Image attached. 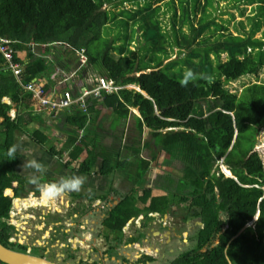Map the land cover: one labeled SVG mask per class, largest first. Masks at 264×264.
Masks as SVG:
<instances>
[{"label":"trees","instance_id":"1","mask_svg":"<svg viewBox=\"0 0 264 264\" xmlns=\"http://www.w3.org/2000/svg\"><path fill=\"white\" fill-rule=\"evenodd\" d=\"M123 1L138 8L117 9L113 0H0V35L14 41L13 60L21 68L17 81L0 55V98L7 95L17 103L30 99L21 83L33 78L44 83L46 91L55 89L60 80L65 83L63 89L75 98L85 85L84 78L92 73L122 85L116 93L87 98L85 107L75 101L50 113L53 118L61 115L62 131L69 128L63 133L59 152L69 149L73 158L81 155L77 159L79 167L98 163L101 168H135L138 177L151 162L164 164L165 169L172 165L181 175L174 178L167 172L158 181L169 195L154 192L146 211L163 212L172 202H182L186 211L191 209L203 221L195 250L218 232V242L195 254L193 264H264V163L254 148L259 128L264 125V81L257 79L264 70V0H231L239 16L248 6L252 12L245 17L248 27L236 21L234 32L224 31L217 21L213 29L206 24L194 26L192 20L198 9L201 14L197 21H210L207 11L215 8V0L202 4L199 0H154L158 4L153 8V0H142V6L141 0H119V4ZM160 1L165 7L163 13L168 11V28L161 25L162 18L157 14ZM103 3L105 8L101 7ZM229 19L234 20L235 15L229 13ZM202 33L207 36H200ZM54 42L84 50L86 60L78 67L75 62L73 70L78 69L71 82L63 78L70 62L56 55ZM132 42L136 48H130ZM48 43L51 51L33 49ZM175 49L177 54L171 57ZM188 70L193 78L181 86L179 81ZM244 76L256 79L242 83L239 91H231L228 83ZM128 84L144 93L124 86ZM7 108L0 103V120L5 122L4 128L0 126V158H5L9 136L15 131L25 132L21 128L24 114L16 113L11 119ZM134 108L138 115L132 112ZM103 114L109 118V129L118 128L119 134L127 117L132 119L129 159L120 157L118 147L103 141V130L98 129L96 121ZM80 129L92 138L77 140ZM32 135L41 144L49 139L45 131L33 129ZM119 138L115 136L113 141ZM151 142L164 154L162 163H157L159 154L153 150L149 160L139 156L141 146L149 148ZM221 161L232 176L221 172ZM3 174L0 169V178ZM9 207L10 202L0 194V217ZM126 207L122 203L111 213L120 215L124 211L120 223L137 210L127 212ZM6 237L0 227L4 245Z\"/></svg>","mask_w":264,"mask_h":264},{"label":"flooded vegetation","instance_id":"2","mask_svg":"<svg viewBox=\"0 0 264 264\" xmlns=\"http://www.w3.org/2000/svg\"><path fill=\"white\" fill-rule=\"evenodd\" d=\"M30 140L21 145L9 136L7 147L15 144L16 158L9 159L6 153L0 158V169L4 170L0 194L10 202L0 217L7 246L29 253L35 250L59 264H193L195 254L218 242L217 232L195 250L203 221L191 209L186 211L182 202L170 203L163 212L146 211L154 192L169 195L158 186L169 169L161 168L155 174L157 169L152 172L146 168L138 177L135 168H101L98 163L79 167L81 155L73 158L68 151L59 152L63 140L49 138L42 144ZM40 149V153L35 152ZM30 160L44 164L46 171L32 174L24 169L22 165ZM170 173L174 178L181 175L180 170ZM73 175L85 178L79 192L69 193L54 204L37 199L39 185ZM122 203L127 212L137 210L120 223L124 211L111 213Z\"/></svg>","mask_w":264,"mask_h":264},{"label":"rangeland","instance_id":"3","mask_svg":"<svg viewBox=\"0 0 264 264\" xmlns=\"http://www.w3.org/2000/svg\"><path fill=\"white\" fill-rule=\"evenodd\" d=\"M113 1H115L117 3V9H119L121 6H124L125 8H130L131 7L133 9H137L138 8V6L135 5L132 2L130 3L128 1H123L121 4H119V0H113ZM199 1H200V4H202L204 2V0H199ZM112 3H111V6H112ZM160 3H161V8H160V10H158L157 14H158L159 19L162 18V22H161L162 24L161 25H165V27L168 28L169 27L168 11L166 13L165 12L163 13L165 7H162L163 1H160ZM232 3L233 2L231 0H215V2L213 3V6L215 8L213 9V8L209 7L208 11H207V12H210L209 17H208L210 19V21L208 20V22L204 21V22H200L199 23V21H197L199 15L201 14L200 13L201 10L198 9L197 12H196L195 18H193V20H192L193 23H194V26L196 28H198L201 25L206 24L207 26H209V29H213L212 25H213V23H215L217 21L221 27H224V31H232V32H234L233 31L234 27H238V24L235 23V22L236 21L237 22L238 21H242L243 24H245V26L247 28L248 27V23L246 22L245 17H246L247 14H251L252 13L250 7L248 6L246 8V10H245V13L242 16H239V12L235 10V8L232 6ZM109 4H110V2H109ZM142 4H143V2L141 0L140 1V6H142ZM157 4H158L157 1L153 0L152 4H151V7L153 8ZM101 7L105 8L106 7L105 3H103ZM229 13H233L235 15V19L234 20L229 19ZM213 16H215L216 18H213ZM134 26L137 29L138 24H136ZM104 32H105V28L103 30V33ZM115 32H118V31H115ZM218 32H220V31L211 32V33H208V35L212 34V33H218ZM205 33H202L200 36H202V35L203 36H207ZM112 35H113V33H112ZM255 35L259 36V32H257ZM135 36H137V35L135 34ZM139 38H140V42L142 43L144 41L143 37L140 36ZM135 44L139 45L138 42H136ZM47 45H51V44L50 43L44 44V48L41 45L33 46V49L35 50V52L41 51L40 53H44V52L46 53V51H51V48H47ZM131 45H133V42H132ZM52 46L54 47L52 50L55 51L56 55L59 56V58H61L62 60L67 59L70 62L69 68H67L63 72V76H64L63 78L67 79L65 82L73 81L74 79H76V76H75V74H74V72L72 70L75 67V65L77 64V63H75L76 60H74L73 58L77 57V59H78V57H79L78 54L80 52L84 54L83 48L82 47H80V48L79 47H73V46H70L68 44L67 45H63V44L58 43V42H54V44H52ZM130 48L133 49V48H136V47L133 45ZM172 54H173V56H171V57H175V55L177 54L176 53V49L172 52ZM225 54H226L225 52H223L221 54V58L223 60L226 57ZM21 56H23L22 53H21ZM49 56H51V55H49ZM148 56L149 55H147V57ZM71 59H73V60H71ZM165 61L166 60H164V62ZM92 74L98 75V73H92ZM44 76L47 77L46 75H44ZM54 79H59V77L58 78H54ZM255 79H256V77H254V76H244V77L240 78L238 81H235V82H233L231 84L228 83V86H229V89L231 91H233L234 89H237L239 91L241 89L242 85H243L242 83L248 82V81H253ZM257 79L264 81V70H261L259 72V74L257 76ZM59 82H60V80H57V82H56L57 87L65 85L64 82H61V83H59ZM0 102L2 104H4V105H8L7 109L15 108L14 103L12 102V100L8 96H4L3 98H1ZM133 111L135 113L137 112L136 109H134ZM22 113L24 114V116L22 117V124H24V126H22L21 128L25 132L15 131V134L13 135V139L14 140L18 139V141H17L18 144L21 143V145L22 144L24 145V143L31 141L30 140V136H33L32 135L33 129L38 130L39 132L46 131V134L50 138V140H57L59 142L63 139L62 134L69 132V128H68V131H67V129L62 131L59 128V125L63 123V118H60L61 115L59 116V114L57 115L56 118H53V117H50V115L45 117L43 112H41V111L39 113H37L39 115H36L35 117H32L30 115H29V117H27V114L24 111ZM15 115H16V111H14L13 117H15ZM136 115H138V114H136ZM20 120H21V117H20ZM103 123H104V126L102 127L103 128L102 130L105 133L104 134L105 139H103V141L106 144L110 143L112 145V147H116V148L118 147L120 149V157L123 158L124 156H126L129 159L131 157V154H128L127 145L129 143H131V139L129 137H131L132 133H133V130L131 129V127H134V125L132 123V119L128 118L127 122H124L125 125H124V128L121 130V134H119L120 131L118 130V128L114 129V130L109 129V118L108 117H103ZM4 124H5V122L3 120L2 121L0 120V126H2L4 128V126H3ZM49 125H51V128L49 127ZM56 127L58 128V131L61 134V135H57L58 139L54 138V137H56V136H54V135H56L55 133L58 132V131H55ZM80 130H83V129H80ZM79 131H78V133H79ZM19 134H21V138H20V136H18ZM115 136L120 137L118 142L113 141ZM83 138L85 139L84 134L82 135L81 139H83ZM152 142L150 143V147L149 148H144V146H141V151L139 153V156L141 158L143 157L144 159L149 160L150 152H151V150H153V151H155L156 153L159 154V158H158V162L157 163H162L163 162L162 161V157H163L164 154L161 151H158V149L153 145ZM14 146H15V144H14ZM31 148H32V146H31ZM254 148H255L256 151H258V153H259V155H260V157H261V159H262V161L264 163V125L259 128ZM24 150H27V149L24 148ZM40 151H42V149L36 150L35 152H40ZM163 165L164 164L154 165L151 162L150 166L148 167L149 169L148 168L147 169L149 171L152 170V172L157 169V171L154 172V173L158 174L159 173L158 171L161 168H163ZM164 167H165V165H164ZM166 168L169 169L167 171L174 172V173H175V171H179L178 169L174 168L172 165L170 166V168L169 167H166ZM149 182L154 183V181H149ZM220 217L223 218V215H220ZM44 229H46L45 226H44ZM153 242H155V244H157L156 241H153ZM30 253L38 254V253H36L35 250H32Z\"/></svg>","mask_w":264,"mask_h":264},{"label":"clouds","instance_id":"4","mask_svg":"<svg viewBox=\"0 0 264 264\" xmlns=\"http://www.w3.org/2000/svg\"><path fill=\"white\" fill-rule=\"evenodd\" d=\"M1 37H5V36H1ZM12 42L14 43V41H12ZM80 53L78 54V56H79L78 59H76L77 57L73 58L78 63L77 67L80 64H83L86 60V57L83 53L82 54L84 56V61L81 60ZM76 69H78V68H76ZM75 70H72V71L74 72ZM75 73L76 72H74V74ZM193 75L194 74L191 72V70L186 71L183 79H181L179 81L181 86H186L188 84L189 80L191 78H193ZM101 79L104 82L110 83L112 86H115L116 89H111L110 91H105L104 88H99V92H100L99 96H94L93 94L89 93L88 96L85 98V100L87 98H101L102 95L105 93H116V92H118L119 89H121V87H123L122 85H119L116 82H114L112 79H109V78H106V77L100 76V75H95V74L92 76L91 75L86 76L84 78V84L85 85H83L82 87H87V88L99 87ZM64 80H67V79L64 78ZM124 86H126L127 88H130V89H135L137 91H140L141 93H144V91L141 90L138 86L131 85V84L124 85ZM61 88H63V87L61 86L60 89ZM84 107H85V103H84ZM134 109H132L133 113H135L133 111ZM135 114H138V112H136ZM128 118H130V117H127V119ZM127 119L125 122H127ZM5 129L7 130L6 127H5ZM9 133H11V130ZM83 134H84V130H80L78 133L77 140H80ZM104 134L105 133L103 132V135ZM104 139H105V137H104ZM16 151H17V149L15 146L9 147L7 152H6L7 157L9 159H15L16 158ZM66 151L69 152V149ZM22 167L32 174H43L46 171L45 165L40 163L37 160L25 161V163L22 165ZM225 169H227V168L222 164V161H221V163H220L221 172L224 173L225 176H232L231 172L228 169L227 170L229 173L226 174ZM34 178H35V176L33 175V179ZM84 184H85V178L84 177H81L78 175L64 176V177H61L59 180H54V181L43 183V184L39 185V187L37 189V191H38L37 199L39 201L45 203V204H54L58 199L66 196L69 193L79 192Z\"/></svg>","mask_w":264,"mask_h":264},{"label":"built area","instance_id":"5","mask_svg":"<svg viewBox=\"0 0 264 264\" xmlns=\"http://www.w3.org/2000/svg\"><path fill=\"white\" fill-rule=\"evenodd\" d=\"M15 50L13 48V42L5 37L0 36V55L3 58L4 64L12 72L13 76L19 81V76L21 72L20 64L13 60V55ZM81 60L84 61V56L80 53ZM60 83V82H59ZM24 90L29 91L30 99L37 103L38 110L43 112L44 115L48 116L51 112H56L62 108H68L75 101H80L81 107H84L85 98L88 94H93L94 96H99V88H104L105 91H110L111 89H116L115 86H112L110 83L100 80L99 87L87 88L82 87L81 93L78 97H72V95L61 86L56 87L55 89L44 90V83L35 78L31 79L27 83H21ZM1 103V102H0ZM2 104V103H1ZM11 112L7 109L6 113ZM10 118H13V113L8 115ZM0 264H5L0 261Z\"/></svg>","mask_w":264,"mask_h":264},{"label":"water","instance_id":"6","mask_svg":"<svg viewBox=\"0 0 264 264\" xmlns=\"http://www.w3.org/2000/svg\"><path fill=\"white\" fill-rule=\"evenodd\" d=\"M0 261L5 264H59L44 255L19 251L0 242ZM142 264V263H139Z\"/></svg>","mask_w":264,"mask_h":264},{"label":"crops","instance_id":"7","mask_svg":"<svg viewBox=\"0 0 264 264\" xmlns=\"http://www.w3.org/2000/svg\"><path fill=\"white\" fill-rule=\"evenodd\" d=\"M7 96V95H6ZM4 96H2L1 98H3ZM10 98V96H8ZM0 98V99H1ZM11 99V98H10ZM15 105V108H9V110L11 112H8V115L13 113L14 114V111H16V113H21V112H31L32 114H37L39 113L40 111L38 110V107H37V103L35 101H32L31 99H25L24 101H21L20 103H17L15 101H12ZM21 108H23V110H21ZM46 117V115H44ZM103 117H104V114L101 115V117H99L96 121L98 122V129H103L102 127L104 126V123H103ZM50 128H51V125H50ZM95 130V128H93ZM55 131H58V128L56 127V130ZM46 132V131H45ZM56 137H54L55 139H58L57 135H61L60 132L58 131L57 133H55ZM18 136H20L21 138V134H19ZM63 136V134H62ZM92 138V135L87 133L85 134V139L86 141H89V139ZM63 140V139H62ZM57 141V140H56ZM21 144V143H20ZM27 147H25L26 149ZM26 151V150H24ZM41 152V151H40ZM39 152V153H40ZM45 207L44 205L41 207V211H44Z\"/></svg>","mask_w":264,"mask_h":264}]
</instances>
